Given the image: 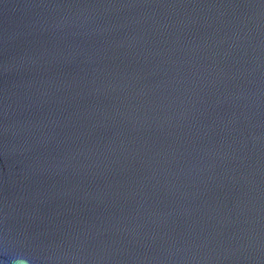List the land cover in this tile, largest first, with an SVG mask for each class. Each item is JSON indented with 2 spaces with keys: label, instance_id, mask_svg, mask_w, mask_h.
Masks as SVG:
<instances>
[{
  "label": "water",
  "instance_id": "95a60500",
  "mask_svg": "<svg viewBox=\"0 0 264 264\" xmlns=\"http://www.w3.org/2000/svg\"><path fill=\"white\" fill-rule=\"evenodd\" d=\"M264 264V0H0V264Z\"/></svg>",
  "mask_w": 264,
  "mask_h": 264
},
{
  "label": "clouds",
  "instance_id": "9594fccd",
  "mask_svg": "<svg viewBox=\"0 0 264 264\" xmlns=\"http://www.w3.org/2000/svg\"><path fill=\"white\" fill-rule=\"evenodd\" d=\"M10 264H29V260L22 254H17L11 258Z\"/></svg>",
  "mask_w": 264,
  "mask_h": 264
}]
</instances>
